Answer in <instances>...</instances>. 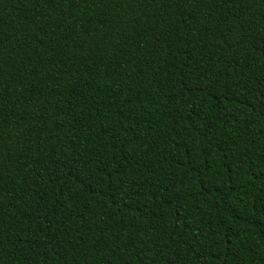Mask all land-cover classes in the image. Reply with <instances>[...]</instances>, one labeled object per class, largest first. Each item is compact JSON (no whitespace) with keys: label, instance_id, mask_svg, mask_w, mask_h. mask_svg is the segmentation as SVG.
Listing matches in <instances>:
<instances>
[{"label":"trees","instance_id":"16d2710c","mask_svg":"<svg viewBox=\"0 0 264 264\" xmlns=\"http://www.w3.org/2000/svg\"><path fill=\"white\" fill-rule=\"evenodd\" d=\"M0 264H264V0H0Z\"/></svg>","mask_w":264,"mask_h":264}]
</instances>
